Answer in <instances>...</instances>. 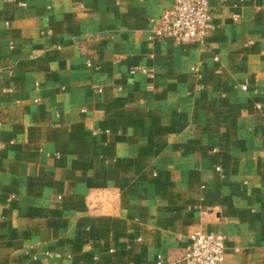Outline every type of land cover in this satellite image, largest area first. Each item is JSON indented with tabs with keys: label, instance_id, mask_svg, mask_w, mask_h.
Returning a JSON list of instances; mask_svg holds the SVG:
<instances>
[{
	"label": "crops",
	"instance_id": "obj_1",
	"mask_svg": "<svg viewBox=\"0 0 264 264\" xmlns=\"http://www.w3.org/2000/svg\"><path fill=\"white\" fill-rule=\"evenodd\" d=\"M171 3L0 0V264H264V0L202 48L151 40Z\"/></svg>",
	"mask_w": 264,
	"mask_h": 264
},
{
	"label": "built area",
	"instance_id": "obj_2",
	"mask_svg": "<svg viewBox=\"0 0 264 264\" xmlns=\"http://www.w3.org/2000/svg\"><path fill=\"white\" fill-rule=\"evenodd\" d=\"M212 20L209 0H172L159 17L149 20L151 40L202 48L212 34ZM214 61H217L216 57ZM192 70L197 69L194 67ZM246 88L242 87L243 90ZM224 255L222 235L197 231L189 236L184 252L171 264H224ZM154 264H164L160 255L155 257Z\"/></svg>",
	"mask_w": 264,
	"mask_h": 264
}]
</instances>
